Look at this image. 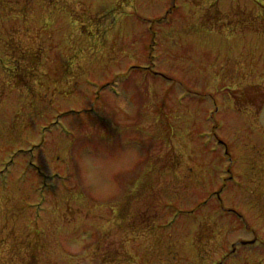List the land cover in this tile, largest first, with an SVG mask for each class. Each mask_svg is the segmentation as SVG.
Returning <instances> with one entry per match:
<instances>
[{"label":"rangeland","instance_id":"rangeland-1","mask_svg":"<svg viewBox=\"0 0 264 264\" xmlns=\"http://www.w3.org/2000/svg\"><path fill=\"white\" fill-rule=\"evenodd\" d=\"M263 105L264 0H0V264H264Z\"/></svg>","mask_w":264,"mask_h":264},{"label":"flooded vegetation","instance_id":"flooded-vegetation-1","mask_svg":"<svg viewBox=\"0 0 264 264\" xmlns=\"http://www.w3.org/2000/svg\"><path fill=\"white\" fill-rule=\"evenodd\" d=\"M261 129L264 132L262 127ZM256 146L253 147V158L248 161L244 170L248 178L245 180L243 176H241V179L238 177L235 182L236 193H242V195L246 197V201L244 202L245 204L240 208L244 213L239 212L238 210H224L227 218L229 216L232 217V219H234L238 224L246 226L247 229L245 232L246 234L244 235L246 240L236 238L233 246L236 249L240 246L250 248L251 250L258 248L264 252V221L262 222V218L258 219V217L251 216L253 208L254 211H264V205L262 206V204H264V146L262 147L259 144ZM252 185L257 188L258 191H255ZM256 204L257 208L251 206ZM245 214H247V217ZM249 222L252 224L253 229H250V226H248ZM260 256L264 257V254H260Z\"/></svg>","mask_w":264,"mask_h":264},{"label":"clouds","instance_id":"clouds-1","mask_svg":"<svg viewBox=\"0 0 264 264\" xmlns=\"http://www.w3.org/2000/svg\"><path fill=\"white\" fill-rule=\"evenodd\" d=\"M129 155L132 156L133 154L130 153ZM86 163H88V162L86 161ZM89 179L93 184H103L109 178L106 175H104L103 173H100V174H96V175L91 176Z\"/></svg>","mask_w":264,"mask_h":264},{"label":"water","instance_id":"water-1","mask_svg":"<svg viewBox=\"0 0 264 264\" xmlns=\"http://www.w3.org/2000/svg\"><path fill=\"white\" fill-rule=\"evenodd\" d=\"M260 124L264 128V107L260 116Z\"/></svg>","mask_w":264,"mask_h":264}]
</instances>
